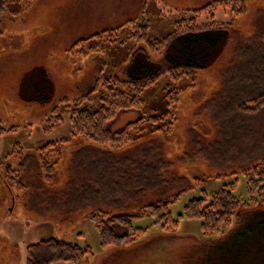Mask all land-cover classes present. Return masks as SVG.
Returning a JSON list of instances; mask_svg holds the SVG:
<instances>
[{"label":"rangeland","instance_id":"1","mask_svg":"<svg viewBox=\"0 0 264 264\" xmlns=\"http://www.w3.org/2000/svg\"><path fill=\"white\" fill-rule=\"evenodd\" d=\"M226 1L242 2L246 13L227 28L228 46L220 61L196 72L194 87L180 93L169 134H145L122 151L84 137L71 138L70 117L62 100L84 97L101 75L123 80L125 61L134 44L105 43L101 54L90 52L93 42L74 46L132 22L147 26L149 37L160 40L172 32L174 23L189 15L186 11ZM37 2L32 1L29 14V8L15 0L9 12L0 15V121L6 131L0 137V264H25L27 248L50 239L88 247L90 264L94 260L99 264H264V205L240 208L231 227L215 237H204L198 221L182 219L175 231L166 232L154 228L153 219L146 216L132 223L135 229H147L136 243L104 250L89 219L95 210L136 213L150 203L177 197L169 207L175 218L183 214L189 201L233 183V197L247 201L241 173L264 161V108L246 115L241 107L264 95V63L247 59L250 48L264 45V0ZM233 7L215 8L214 22L230 23ZM203 15L199 22L208 18ZM162 85L141 96L146 108L156 114L165 109ZM58 115L61 122L57 123ZM139 118L137 112H121L107 128L115 133ZM67 139L71 140L61 143ZM54 143L59 144L62 159L51 182L45 184L38 153ZM128 155L137 160L144 157L142 168L158 163L156 171L161 177L153 199L140 196L143 202L132 210L116 208L111 203L115 196L107 199L106 205L91 199L93 175L105 170L109 161L119 160L117 167L134 175L125 178L128 186L139 183L132 170L135 162H128ZM21 160L25 161L23 169ZM105 181L103 177L98 182L102 185ZM123 185L116 180L109 188L120 191Z\"/></svg>","mask_w":264,"mask_h":264},{"label":"trees","instance_id":"2","mask_svg":"<svg viewBox=\"0 0 264 264\" xmlns=\"http://www.w3.org/2000/svg\"><path fill=\"white\" fill-rule=\"evenodd\" d=\"M15 0H0V15L9 12L8 7ZM24 9L28 8L33 0H18ZM215 3L199 11H186V18L174 23L173 30L160 40L149 37L147 26L129 23L113 31L94 35L87 41L78 43L83 46L93 42L91 53L101 54L105 51V43L114 46L133 43L124 71L125 78L120 80L116 76L101 75L92 90L75 101L62 100L63 106L68 109L71 125V138L84 137L96 144L122 151L130 145L136 144L145 134L167 135L172 131L176 121V109L179 95L185 90L194 87L196 72L206 71L220 58L227 43V28L246 13L242 2L231 1L234 13L230 23L218 24L214 22L212 11L221 5ZM15 13L14 15H19ZM208 15V18L199 22V15ZM203 15V16H204ZM0 24V38H1ZM139 45H144L145 49ZM85 56V55H84ZM160 57L156 62L152 58ZM162 85L164 112L146 108L141 99L142 94L150 88ZM264 108V95L256 98L241 107V113L255 115ZM149 111L147 116L146 112ZM137 112L140 118L126 125L122 130L111 133L108 125L121 112ZM55 113H58L55 111ZM56 122H61L58 115ZM14 129H11L13 131ZM6 133L0 121V137ZM71 139L62 140L68 143ZM59 144H49L39 150L38 164L43 170L45 184L51 182L55 168L62 159ZM24 160L20 161L23 169ZM246 183L247 201L240 202L233 197V186H224L219 191L204 194L199 199L189 201L183 214L173 217L169 207L173 200L151 203L139 209L134 214L113 216L109 213L96 211L89 219L98 232L101 249L111 247H129L145 235L146 230L132 227L134 220L150 216L153 227L162 231H175L182 219L200 222V229L204 237L224 235L233 222V217L240 208L253 209L264 205V161L245 172H242ZM145 189L149 181L147 175L143 178ZM153 179V178H152ZM155 182L156 180L153 179ZM147 184V185H146ZM148 190V189H146ZM88 247H79L57 239L42 241L27 248L25 264H90Z\"/></svg>","mask_w":264,"mask_h":264},{"label":"crops","instance_id":"3","mask_svg":"<svg viewBox=\"0 0 264 264\" xmlns=\"http://www.w3.org/2000/svg\"><path fill=\"white\" fill-rule=\"evenodd\" d=\"M39 1H41V0H39ZM36 2H37V0H36ZM26 12H27V10H26ZM28 13L29 14L31 13L30 8H29ZM36 13L37 12H35L34 14H36ZM39 14H41V12H39ZM39 14H37V15H39ZM227 46H228V43L226 45V48H227ZM226 48H225V50H226ZM221 56L217 61H220ZM247 59L250 61V63H252V61L255 62L257 59H258L259 63L261 61L264 63V45L258 46V48L255 47V49L250 48L249 53H247ZM241 60H242V58H241ZM250 65H252V64H250ZM114 158L115 157H113V159ZM121 158H125V157L124 156L123 157L122 156L117 157V159H121ZM126 158H127L128 162H133V161L135 162V164L132 165V170L133 169L135 170V176L137 179H139V183H137L133 186H128L127 181L129 179H125V178L127 177V175H129V176H131V175L134 176V175L122 171V166L117 167L116 164L119 163V160L116 163L113 161H109V164H108L107 168H105V170H99L98 173H96V174L94 173V175H93V178H92L91 183L89 185V190L91 191V194L94 196L91 199H93V200L99 199L100 200V202H98L99 204H101V205L105 204L106 205V200L115 196V200L111 203L116 204V208H119L121 210H127V209L132 210V209H136L138 207L139 202L140 203L143 202V201H141L142 199L140 198V196L143 195V197L149 196L150 198H152L151 196L154 193H158L157 187L159 186V183H160L159 179L161 177L160 173L158 171H156V170H158V167H159L158 163L153 162L152 164H147V167L142 168L144 165V157L140 158V160H137L135 157L132 158L131 156L128 155ZM164 165H166V164H164ZM169 165H170V162H167V166H169ZM152 168H155L153 170V172H152ZM98 169H99V166L95 170H98ZM145 174H147V177L150 180H153V179L156 180L155 184H151V185L146 184L147 185L146 189L152 190L151 193H149V194H147L148 190L145 189V182L142 181V180H144L143 178H144ZM148 175H150V176H148ZM103 177L106 178V181L104 182V184L101 185V184H99L98 181L100 179H102ZM116 180L119 182H122V184H124L122 187L123 189L120 191H118V190L116 191L115 189L111 190L109 188V186H111ZM142 183H143V185H141ZM41 189H43V188H41ZM39 201H41V199ZM162 201H164V200H162ZM140 208H142V207H140ZM96 211H100V210H95L93 212H96ZM102 212H104V211H102ZM106 213H109V212H106ZM134 213L135 212L128 211V212H123V213H119V214H111V213H109V214L114 215V216H118V215L134 214ZM107 252L99 254L98 257L105 255ZM58 264H65V263H58ZM92 264H99V263H97V260L96 261L94 260L92 262Z\"/></svg>","mask_w":264,"mask_h":264}]
</instances>
